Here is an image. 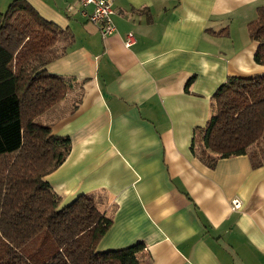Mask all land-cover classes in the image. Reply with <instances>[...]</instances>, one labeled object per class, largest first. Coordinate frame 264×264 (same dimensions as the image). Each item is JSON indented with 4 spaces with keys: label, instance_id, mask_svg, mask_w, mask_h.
<instances>
[{
    "label": "crops",
    "instance_id": "obj_1",
    "mask_svg": "<svg viewBox=\"0 0 264 264\" xmlns=\"http://www.w3.org/2000/svg\"><path fill=\"white\" fill-rule=\"evenodd\" d=\"M24 1L73 36L44 67L71 89L36 119L71 141L45 177L59 208L88 195L112 219L98 251L143 243L141 264H264V155L259 168L237 156L209 169L189 149L228 77L264 75L247 33L264 0H110L105 39L76 0Z\"/></svg>",
    "mask_w": 264,
    "mask_h": 264
},
{
    "label": "trees",
    "instance_id": "obj_2",
    "mask_svg": "<svg viewBox=\"0 0 264 264\" xmlns=\"http://www.w3.org/2000/svg\"><path fill=\"white\" fill-rule=\"evenodd\" d=\"M247 33L257 45L254 62L264 66V5L256 9ZM72 43L70 32L43 20L24 0H13L0 13V264H141L143 243L99 252L112 219L88 195L59 208V196L45 181L68 156L71 141L51 135L35 119L58 104L71 85L44 67ZM209 106V120L193 130L191 155L209 169L237 156H246L254 169L261 167L264 75L228 77ZM36 237L42 246L52 240L55 253L39 259L24 255L22 249Z\"/></svg>",
    "mask_w": 264,
    "mask_h": 264
},
{
    "label": "built area",
    "instance_id": "obj_3",
    "mask_svg": "<svg viewBox=\"0 0 264 264\" xmlns=\"http://www.w3.org/2000/svg\"><path fill=\"white\" fill-rule=\"evenodd\" d=\"M80 5V15L87 19L88 22L97 25L102 39L111 36L115 32V26L112 20L113 10L110 0H76ZM91 7V12H87L86 8ZM132 35L129 34L125 41V46L132 44ZM236 201L232 202V209L239 208Z\"/></svg>",
    "mask_w": 264,
    "mask_h": 264
},
{
    "label": "rangeland",
    "instance_id": "obj_4",
    "mask_svg": "<svg viewBox=\"0 0 264 264\" xmlns=\"http://www.w3.org/2000/svg\"><path fill=\"white\" fill-rule=\"evenodd\" d=\"M237 43V42H234ZM64 109V108H63ZM62 109V110H63ZM61 110V109H58ZM37 123V119H35ZM55 244L52 240L47 241L45 245H41V242L36 237L29 245L22 249V253L27 255V257H32V259H39L45 257V255H52L55 253Z\"/></svg>",
    "mask_w": 264,
    "mask_h": 264
}]
</instances>
